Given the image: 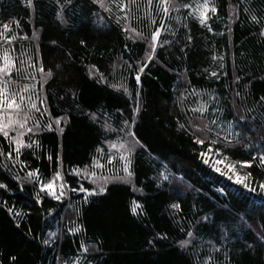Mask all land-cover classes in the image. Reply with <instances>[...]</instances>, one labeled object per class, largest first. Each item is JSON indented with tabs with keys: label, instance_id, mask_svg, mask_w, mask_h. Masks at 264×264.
Instances as JSON below:
<instances>
[{
	"label": "trees",
	"instance_id": "16d2710c",
	"mask_svg": "<svg viewBox=\"0 0 264 264\" xmlns=\"http://www.w3.org/2000/svg\"><path fill=\"white\" fill-rule=\"evenodd\" d=\"M203 1L176 0L192 7L170 10L165 17L159 0L151 5L136 0L129 4L128 20L117 23L116 17L124 13L115 5H110L112 13L106 12L92 0H34V13L27 0H0V23L15 19L21 25L15 29L13 24L18 38L15 51H9L16 66L23 52L25 67L31 56L53 71L42 88L38 71L37 81L29 80L48 108L37 119L43 126L49 113L53 120L64 118L63 132L53 123L52 131L36 133L28 142L37 143L22 149L15 165L0 156V183L7 186L0 188V264L73 261L81 242L89 253L80 264H204L209 254L212 264H264V241L258 239L264 234V193L245 189L201 158L213 139L217 143L208 157L221 148L215 157L227 156L225 163L249 161L264 151V104L258 102L264 96V0H209L217 11L210 10L202 25L196 6ZM161 24L159 44L138 84L136 70L147 60L151 33ZM133 29L141 39L131 35ZM5 48L0 47V56ZM90 70L95 73L91 78ZM100 73L106 81L98 83ZM205 103L203 115L190 111ZM137 104L133 130L143 147L133 154L131 183L111 182L105 193L87 199L86 193L70 190L71 199L57 201L40 191V182L51 180L57 171L71 188L92 189L73 169L89 167L97 149L117 137L104 130V123L120 131L124 121L131 123ZM89 113H96L95 121ZM195 125L211 131H198ZM196 138L206 143L196 144ZM0 148L8 151L2 135ZM239 166L236 170L243 175L251 172L250 181H264L259 159L251 168ZM29 170L39 173L31 182L25 179ZM133 201L146 214L133 215ZM174 203L179 210L171 207ZM187 231L194 233L193 244L181 249L178 241ZM50 232L57 236L44 245ZM209 241L220 248L218 253ZM12 256L17 259L12 261Z\"/></svg>",
	"mask_w": 264,
	"mask_h": 264
},
{
	"label": "snow or ice",
	"instance_id": "6c2138e0",
	"mask_svg": "<svg viewBox=\"0 0 264 264\" xmlns=\"http://www.w3.org/2000/svg\"><path fill=\"white\" fill-rule=\"evenodd\" d=\"M136 0H127V3L125 0H92V3L95 5H98L100 8H102L104 11L112 13V7L110 5H115L117 10L121 13H124L122 16L116 17V22L119 23L120 20H128V12H130L129 4H135ZM153 0H148V4L151 5ZM57 3H60V0H57ZM65 3L70 4L71 0H65ZM28 8L32 9L33 13L35 12V4L34 0H27ZM63 7V5H61ZM158 8H162V11L164 13V16L167 17L170 10H176L179 11L181 7L183 8H191L192 5L185 3V4H179L176 2V0H159L157 4ZM196 11L199 12V23L204 24L205 21L208 19L206 13L209 11V3L208 0H204L203 4H198L196 6ZM211 11L215 13L217 9L215 7L211 8ZM192 13H189L191 15ZM57 19L61 23H65L63 15L60 12H57ZM252 20L259 23L257 20V17L255 15L252 16ZM31 22V21H29ZM153 24H155V21H152ZM13 24L15 25V29H20L21 25L19 23V20L15 19H9L6 22L0 23V47H2L4 44L8 45V48L4 49L3 55L0 56V135H2L5 140L8 141V151L5 152L3 148H0V156L5 157L7 160L13 161V165L17 161H19V158L22 154V149L25 148H32L34 144H36V141L28 142L24 139L26 134H36L45 128L49 131L53 130V123L57 128H59L60 132H63V128L60 127L63 117H56L54 120L51 117V114L49 113V123L45 125H41V122L39 119H37V114L40 116H43L44 113L48 112V108L44 106L45 102L41 97L39 96V93L36 91V84L35 83H24L23 86H19L18 80H14L13 72H15V75L17 78H22L25 81L31 80V81H37V71L39 72L40 80L37 81V83L40 84V87H43V83L46 81L47 78L51 77L53 75L52 69L45 70L42 62L33 61L31 56H28V65L25 67V61L24 56L25 53L21 52L18 59H19V67L16 66L17 61L13 59V57L9 54V51H15L13 48L14 42L17 40V33L13 30ZM163 28V24L160 25V27H156L155 30L151 33V49L152 52H155L156 49V42L158 41V38L161 34V29ZM124 31H129V29H123ZM211 30V29H210ZM131 31H135L134 29ZM35 36V32L33 33ZM137 36L142 35L141 33H136ZM261 36H264V29L261 30L260 33ZM23 39H27V36L22 37ZM189 40H191V36L188 37ZM53 44H56V41H52ZM83 44L84 41H81ZM164 43H167V41H164ZM153 59L152 55H148L147 60L138 67L137 74L135 76V79L137 83H140V73H143L145 71V68L148 67V62ZM131 68V65H129ZM57 68H59V65H57ZM28 69H31L29 71ZM98 72V69L96 70ZM95 73H93L91 70L89 72L90 78L93 77ZM213 76H216L217 74L215 72L212 73ZM239 77H236V81H239ZM106 81V78L103 76L102 73H100V79L97 80L98 83ZM15 86V87H13ZM124 91L127 92V88H124ZM236 96H239L240 93L236 92ZM179 100L182 102L183 95L179 98ZM37 101H39V104L41 106H38ZM259 103L264 104V96H261L259 98ZM139 111V104H137V107L133 110V119L131 123L129 121H124L125 127L120 129V131L125 133V137L123 139H120L119 143H116L114 141L109 142L110 149H116L119 153V160L122 161V171L123 175H103L98 174L95 170L88 172L85 170L84 175L86 178L90 179L93 184H98V188H92L88 189L85 188L83 185H80L77 188H71L69 185V189L73 192L80 191L86 193L85 199H87V196L92 195H100L106 192L107 185L110 182H120V183H130L131 179L133 177V172L130 170L131 165V155L135 151L137 146L143 147L141 144L140 139L137 137V134L134 130H132L131 125L135 124V115ZM190 111H198L203 115L207 111V104H202L198 109H191ZM90 119L93 121L96 120V113H89ZM31 122V124H30ZM213 124L216 123L215 120L212 121ZM103 128L105 131H115V129L111 128V125L107 122L104 123ZM180 128H185V125L181 124ZM196 130L198 131H211L210 128H208L207 125H205L203 128H201L199 125H195ZM232 128L231 123L229 124V129ZM10 133H14V135H10ZM229 133L228 135H230ZM228 135L224 137L225 141H228ZM29 140H31V137L29 136ZM196 144L204 145L206 143V139L204 138H196L194 140ZM230 143V141H228ZM217 143L216 139H213L210 143H208V150L207 153L202 152L201 158L204 159L205 163H209L210 159L208 157V153L213 152V145ZM247 147V145L245 146ZM98 152L103 153V149L98 148ZM222 152L221 148L215 149V155L220 156ZM15 153V156L13 155ZM51 159V157H49ZM59 160V156L57 157ZM115 159V155H109L107 157V163L111 165L113 163V160ZM228 157L224 156L223 159H217L213 161V166L215 167V170L217 172H221V168L217 165L224 164V161L227 160ZM259 159V166H264V151H258L256 154L252 156V159L249 161H238L236 163H227L224 164V166L229 170L228 172H224L222 174L229 175V179H232L233 176H235V183L241 185L245 189H248L252 192H257L259 190L260 193H264V181H255V180H249L251 177V172H247L244 175H241L239 172L236 171V164L238 163L241 168H251L253 165V161ZM22 163V162H21ZM93 165L95 167L103 169L104 165L98 163L95 159L93 160ZM24 167L22 163V168ZM119 171V170H118ZM73 173L77 176L80 175V172L76 169H73ZM71 174V173H70ZM39 173L38 170L32 171L29 170L26 173L25 179H28L29 182H31V179L33 177H38ZM161 176L164 180H168V176L164 173H161ZM19 178V177H18ZM59 180L61 183L59 184L58 188L56 185V181ZM255 183L256 187H251V184ZM7 186L3 183H0V188H6ZM134 187V186H133ZM137 191H142V189H136ZM40 191L45 192L46 195L51 196L52 198L56 199L57 201H60L61 198L65 195V182L64 178L61 176L60 172L57 171L55 173V177L47 182H40ZM39 197V194H38ZM39 202V198H38ZM7 202H5V205ZM171 207L173 209L179 210L180 205L179 204H172ZM139 210V212H138ZM8 212L12 213L13 209L8 208ZM131 212L133 215L138 214H146L144 211L143 205L140 203L133 201V206L131 207ZM16 216H20L21 213L16 212ZM203 220L207 221L209 219L208 216H204L202 218ZM80 229L78 228H70V232H77ZM183 231V229H182ZM227 235V233H225ZM56 232H50L48 234V238H45L42 240V243L44 245H49L52 242V238L56 237ZM194 233L192 231H187L186 238L183 240L178 241L179 247L181 249H186L189 245L193 244V238ZM160 239H166L165 236H160ZM258 239L264 241V234H260L258 236ZM149 245L153 244L152 240L148 241ZM211 247L212 251L219 252L220 248L217 247L215 244H212L211 241L208 242ZM93 251L96 250V246H91ZM251 247V245H249ZM89 253V246L85 243L81 242L78 250L77 255L73 261L68 260H59V264H80L81 257H86ZM17 258L15 256L11 257L12 261H15ZM59 259V258H58ZM225 259L227 260L228 257L226 256ZM213 257L209 254L207 258L204 260V264H212Z\"/></svg>",
	"mask_w": 264,
	"mask_h": 264
},
{
	"label": "rangeland",
	"instance_id": "374dc122",
	"mask_svg": "<svg viewBox=\"0 0 264 264\" xmlns=\"http://www.w3.org/2000/svg\"><path fill=\"white\" fill-rule=\"evenodd\" d=\"M203 3H204V1L202 2V4ZM208 3H209V0H208ZM210 10H211V8H210V3H209V11ZM209 11L206 13V15L209 13ZM131 35L134 36L136 39H141L142 38L141 35L140 36H137L134 31H131ZM159 41H160V37L158 38V41L156 42L157 45L159 44ZM151 43H152V41L150 40L149 45H151ZM152 54H153V52H152V49L150 47L149 48V51H148V55H152ZM12 78L14 80H18L19 86H21V87L23 86L24 83H30L29 80L28 81H25V80H23L21 78H17L16 75L15 76L13 75ZM13 87H15V86H13ZM37 103H38V106H41L39 104V101H37ZM30 124H31V122H30ZM131 127H132V130H133V125H131ZM112 133H115L117 135V137H115V139H113V140H110V141L106 142L104 144V146L101 148V149H103V153L97 152V156H95V158H94L98 163L103 164L104 165V168L103 169L97 168V167H95V165H93V162H92V164L89 167H86L84 169L78 170L80 172L79 177H81V179H85L88 183H90L93 186V188H98V184H93L90 179H88V178L85 177V175H84L85 170H87L88 172H91V171L95 170L98 174H103V175H116L115 170L118 169V168H121V171H122V163L123 162L119 160V153L117 152L116 149H110L109 142L114 141L116 143H119L120 142V139H118V138L123 139L125 137V133L122 132V131L120 132L118 130L112 131ZM10 135H14V133H10ZM34 135L33 134H30V133L29 134H26V136L24 137V139L26 141H29V136L32 139L34 137ZM203 136L205 137V135H203ZM221 145H223V146L226 147V146L229 145V143H222ZM137 148H138V146L136 147V149ZM134 152L132 153L131 158H130L131 159V162H132V157H133ZM109 155H115V159L113 160V163L111 165H109L107 163V157ZM210 156H209V159H210V162L209 163L211 164L213 161L217 160V158L215 157V155H210ZM224 164H227V162L226 163L224 162ZM224 164H220L221 166L220 165H217V166H219L221 168V172H223V173L229 171L224 166ZM239 168H240V166H239ZM130 170H131V165H130ZM236 171L239 172L241 175H243V173H241L240 170H236ZM60 174L64 178V175L61 172H60ZM119 175H123V171L121 172V174L119 173ZM229 175H231V173H229L227 176L229 177ZM232 180H235V176L232 177ZM131 181H133V179H131ZM64 182H65V195L61 198V200H67V199L69 200V199H71V195H70L71 192H70V189H69L68 184L65 181V178H64ZM60 183H61V181H59V180L56 181L57 188H58V186H59Z\"/></svg>",
	"mask_w": 264,
	"mask_h": 264
}]
</instances>
